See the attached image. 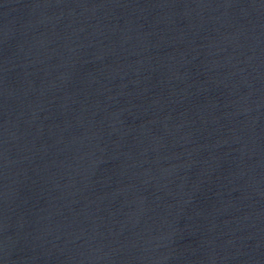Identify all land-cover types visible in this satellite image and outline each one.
I'll return each instance as SVG.
<instances>
[{
	"label": "water",
	"instance_id": "1",
	"mask_svg": "<svg viewBox=\"0 0 264 264\" xmlns=\"http://www.w3.org/2000/svg\"><path fill=\"white\" fill-rule=\"evenodd\" d=\"M0 264H264V0H0Z\"/></svg>",
	"mask_w": 264,
	"mask_h": 264
}]
</instances>
